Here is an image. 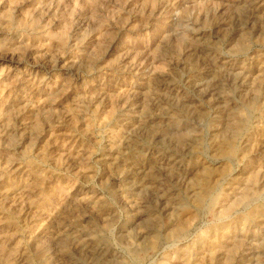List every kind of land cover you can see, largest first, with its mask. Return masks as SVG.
<instances>
[{
  "label": "clouds",
  "instance_id": "obj_1",
  "mask_svg": "<svg viewBox=\"0 0 264 264\" xmlns=\"http://www.w3.org/2000/svg\"><path fill=\"white\" fill-rule=\"evenodd\" d=\"M72 4L53 20L70 25L75 9L89 10L72 39L110 25L115 52L91 64L85 48L78 64L43 65L69 73L43 90L65 97L61 111L29 101L38 113L21 118L19 136L9 129L20 110L0 92V162L36 177L27 198L0 193V264H264V0ZM129 5L131 24L113 12ZM40 6L59 11L56 0ZM51 23L39 33L51 36ZM37 24L29 16L19 28V59L0 43L11 52L0 61L28 66L24 40ZM68 39L57 55L78 51ZM21 138L55 147L8 155ZM0 182L21 188L7 167Z\"/></svg>",
  "mask_w": 264,
  "mask_h": 264
},
{
  "label": "rangeland",
  "instance_id": "obj_2",
  "mask_svg": "<svg viewBox=\"0 0 264 264\" xmlns=\"http://www.w3.org/2000/svg\"><path fill=\"white\" fill-rule=\"evenodd\" d=\"M42 2L47 5L51 0H23L21 3H16L10 10L0 7V43L6 42L7 49L16 51L19 48L21 36L19 28L28 20L29 16L32 20L38 21L36 25L37 32L33 35L32 39L29 40L25 38L24 40L25 44H30V47L23 52V57L28 61V66L23 63L17 65L9 62L7 59L0 61V92L10 96L9 104L12 105L13 109L20 110L19 117H13L11 121L12 124H15L16 131L13 132V129H9V132L13 133L14 136H19L20 120L22 117H28L32 113H38V110L31 105L39 104L41 108L47 105L56 112L61 111L59 107H54V105H59L65 97L61 95L56 96L54 100H50V93H46L43 90L50 79L58 81L61 78H67L69 73L64 71L52 77L51 74L47 72L46 68L42 67L43 65L55 63L67 67L73 62L78 64L85 48L92 49L89 62L91 64H97L100 61L106 60L112 52H115L113 40L118 38L110 25L103 27L101 25H96V30L93 31L91 35L82 36L83 42L77 45L72 39L73 33L77 31L82 17L91 15V12L87 9H75L71 16L72 23L69 25L67 21L62 23L60 19L53 20V14L55 13L57 17H59L61 13H64L65 5L72 4V0H64L62 4L59 3V0H56L59 6L58 12L56 7H53L51 10L46 7H41L40 5ZM72 6L75 8L74 4H72ZM129 9L130 5L125 8L114 9L113 12L118 15L120 20L127 21L128 24H131L134 21V17L127 15ZM44 13H47V15H44ZM49 21H52V23L48 31L52 35H41L39 29L44 25H48ZM65 31H67V36L69 38L67 41L68 45L77 47L78 51H65L63 55H57L63 48L62 37ZM58 35L61 38H52ZM7 49H0V55L7 54L10 56L11 52H8ZM16 56L17 59H19L21 53L16 51ZM118 59L119 58L116 56H111L112 62H116ZM159 67L162 68L163 66ZM73 71H75V69H73ZM65 82H67V79H65ZM22 90L30 93L28 98L25 99L23 103H13V101L22 98ZM29 101H31V105ZM97 108L101 110L102 106L98 105ZM5 110L12 111V109ZM106 117L107 112L104 113L103 118ZM63 119L62 117L61 120L63 121ZM7 122L8 121L0 120V128ZM76 124H79L78 118L76 119ZM60 127L63 128V123H61ZM69 131V129H64V134H68ZM78 143H80V147L83 148L82 142ZM53 147H55V145H52L50 142L42 144L39 140H36L34 144H29L25 138H21L20 143L17 144L14 149L9 150L8 155H17L22 154L24 151H30L32 156H37L40 153H50ZM4 167L9 169L11 180L15 181L16 184H20L21 188L17 190L11 183H8L7 186H0V193L7 192L12 199L17 197L27 198L28 194L34 191V189L28 185L35 184L36 177L30 172H26L25 169L27 165L21 167L19 160L14 163H9L7 156H4L2 162H0V168ZM41 188L46 191L48 188V181H44ZM35 190L38 191L39 189ZM31 199L34 201L35 196H31ZM244 264H248V257L244 258Z\"/></svg>",
  "mask_w": 264,
  "mask_h": 264
}]
</instances>
